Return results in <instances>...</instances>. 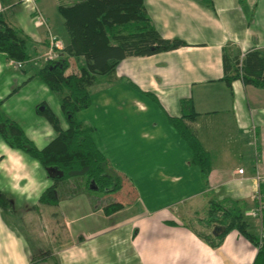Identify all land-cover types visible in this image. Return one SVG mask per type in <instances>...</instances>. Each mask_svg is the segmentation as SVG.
Wrapping results in <instances>:
<instances>
[{
	"label": "crops",
	"instance_id": "obj_1",
	"mask_svg": "<svg viewBox=\"0 0 264 264\" xmlns=\"http://www.w3.org/2000/svg\"><path fill=\"white\" fill-rule=\"evenodd\" d=\"M25 1L0 0V12L6 21L22 31L32 53H36L20 63L0 52L1 109L8 117L14 112L12 119L22 123L26 135L42 147L56 135L50 122L35 112L39 102L50 105L48 97L53 96L43 94L49 89L35 75L43 65L48 39L46 32L31 19V3L22 6ZM212 2L211 7L201 0H144L147 14L160 35L181 38L186 45L152 55L126 57L120 60L111 76L103 75L106 90L114 88L118 96L114 101L108 93L101 96L103 129L113 132L117 139L138 141L134 151L140 147L141 153L149 156L147 165H151L139 164L142 173L136 180L137 201L132 213L123 216V206L112 214H105L103 207L107 204L95 206L92 197L87 196L83 179L60 181L56 189L69 188V192L67 196L57 197L56 204L38 202L51 180L37 160L9 147L0 137V190L8 195L15 208L24 209L26 203L33 205L32 210H23L25 213L18 218L24 216L41 223L40 230H56L53 243L49 239L44 243L49 248L44 251L43 259L38 256L37 262H31L19 236L9 227V219L15 216L4 214L0 209V264H235L237 257L240 264L247 260L250 264L253 262L256 248L235 230L229 233L236 234L241 254L235 246L226 247L225 238L229 233L220 246L212 248L194 233L195 227L182 222L175 224L170 213H137L143 212L142 196L146 194L149 204L154 206L172 205L174 199L182 197L188 202L182 214L191 211L192 222L201 224L205 215L200 218L196 206L200 204L206 213L209 199L243 200L245 210H250L257 189L264 197V163L253 164V154L247 153L244 147L249 140L259 149L258 156L264 158V88L245 84L240 78L232 80L230 85L224 81L237 57L250 50L264 54V0ZM36 3L39 5V0ZM16 5L21 7L8 16L6 11ZM49 13L51 27L64 45L62 18ZM226 63L230 64L229 69ZM133 90L157 102L164 114V126L157 125L155 116L143 119L135 116L134 112L146 114L148 107L135 98ZM189 98L196 112L189 124L210 156L207 182L202 179L198 165L196 168L191 161L189 149L166 119L167 115L180 116L181 100ZM60 100L57 95V108ZM119 103L128 108L131 119H125L124 107ZM157 139L177 141V144L159 148H144L141 144ZM102 140H107L104 135ZM178 140L185 147L178 146ZM163 153L174 160H166L160 168L152 166L153 156ZM191 164L193 168H189ZM152 172L156 173L154 183ZM257 175L263 177L259 183ZM155 181H168L170 186L163 188L159 183L157 187ZM245 218L250 232L259 235L260 221Z\"/></svg>",
	"mask_w": 264,
	"mask_h": 264
},
{
	"label": "trees",
	"instance_id": "obj_2",
	"mask_svg": "<svg viewBox=\"0 0 264 264\" xmlns=\"http://www.w3.org/2000/svg\"><path fill=\"white\" fill-rule=\"evenodd\" d=\"M201 1L213 6L212 0ZM56 10L62 18L66 42L58 49L57 58L42 60L43 65L35 75L50 91L61 93L60 109L65 114L66 126H61L46 101L39 102L36 114L47 118L56 135L38 147L16 120L4 115L0 100V137L9 147L37 160L51 180L38 198L43 204H56L55 190L59 182L73 177H82L85 187L103 192L121 187L120 176L93 137L94 128L82 124L76 116L91 104L88 86L101 75L111 76L120 60L126 57L152 55L186 45L181 38L160 35L147 14L144 0H77L58 4ZM27 43L22 31L10 25L0 12V52L16 62H26L30 58ZM227 68L230 64L226 63ZM238 78L245 84L264 88V54L250 50L237 57L224 81L230 85ZM195 116L189 98L181 100L180 116L167 115L166 119L189 149L191 161L198 165L202 179L207 182L210 156L189 124ZM123 206L120 201L111 202L103 207V212L112 214ZM245 208L243 200L209 199L206 215L199 222L207 228L217 225L221 229L210 233L195 227L193 231L210 247L216 248L230 231L235 230L256 248L251 264H264V237L250 232ZM0 209L4 214L15 211L10 198L1 190ZM38 256L43 259L42 255ZM38 256H30V261L37 262Z\"/></svg>",
	"mask_w": 264,
	"mask_h": 264
},
{
	"label": "rangeland",
	"instance_id": "obj_3",
	"mask_svg": "<svg viewBox=\"0 0 264 264\" xmlns=\"http://www.w3.org/2000/svg\"><path fill=\"white\" fill-rule=\"evenodd\" d=\"M26 1L22 4V6L29 3V2L31 3V6H32L31 19L34 21L35 26L42 28L46 32V35H47V32L50 31L52 34H54L56 36L57 39H59L58 35L54 32V29L51 27V24H50V21L48 18L49 17L48 13L51 12L54 15H59L56 11V4L66 5V4H71L77 0H39V5H38V3H36V0H34L35 1L34 5L31 1H29V0H26ZM4 2H7V0H4ZM34 6H36L45 17H47V25L45 24V26H43L36 20L35 12H34ZM20 7H21L20 5H16V7H14L13 9L6 11V14L8 16H10L14 10H16ZM42 7L45 8L46 12L42 9ZM59 17H60V15H59ZM56 25L58 28L59 25L56 23V20H55V27H56ZM47 39H48V35H47ZM61 45H62V43H61ZM27 51L31 55L36 54L35 52L32 53L29 45H27ZM56 52L57 53H56L55 58H57L59 56V51L57 50ZM105 78H106V76L101 75L100 77L97 78L96 82H94L92 85L88 86V89H89L91 97H92V104L88 108L78 111L76 113V116H77L78 120H80L82 122V124H85L87 126H91L94 128L93 136L96 139L97 144L100 146V148H102L103 152L107 155V158L109 159L110 164L112 165L113 169L120 176L122 185L118 190L111 191V192H103V191H99V190H94L92 187H89V188L86 187V190L88 192L87 196L92 197L93 203L94 204L96 203L95 206H99L100 204H109V203L115 202V201L123 202L125 207L121 211V214L123 216H127L129 213H132V211H135V209H136L135 203L137 201V196H136L135 192H138V189L136 188L137 187L136 184H138V182L136 180L139 179V174L142 171V170H140L141 167L139 166V164H140V162H142L145 165L149 164L148 163L149 156L145 157L141 153L140 147L138 148L137 151H134V147H135L136 143H138V141H133L130 139H128V140L117 139L116 136H114L115 134H113V132H111V131L107 132V130L103 129L102 119H101V108L99 106L101 96L108 93L110 98L112 99V101L116 100V98L118 97L117 94L114 93L115 92L114 88L110 89L109 91L106 90V82L104 80ZM110 85H112V83H110L108 86H110ZM49 92H46L43 94L53 95L51 98L48 97L49 98L48 102L50 103L49 106L53 110V112L56 114V116L58 117L61 126L65 127L66 121H67L65 118V114L62 110H59L60 108H57L58 107L57 95H59L61 97V93L52 92L50 90H49ZM133 92L135 94V98H138L142 103H144L148 107V112L146 114H143V113L136 114L137 112H134L135 116H141L140 119H143L146 116L147 117L151 116V118H153L152 116H155V121L158 122L157 125H160L162 123V119H164V117H163L164 114L162 112V109L157 105V102H155L153 99H151V97L149 95H145L142 92H137L135 90H133ZM10 104L11 103H8V105H10ZM119 104L122 105L121 103H119ZM10 113L12 114L11 115L12 117L10 116L9 118H15V117H13L14 112H10ZM123 114L125 115V119H131L132 118L130 116V113H129L127 107L123 108ZM42 118L47 119L45 116H42ZM14 120H16V119H14ZM20 124H22V123H20ZM160 126H164V123H162ZM107 133L108 134L111 133L110 136ZM102 135H104V138L107 139L106 141L102 140ZM245 139H247V136H245ZM160 140L161 139H157V141H151V142L146 141V142H142L141 144L144 148L155 147V146L157 148H159V147H163V146L164 147L172 146V144H173V146H175L177 144V141H171V140L160 141ZM178 141H179L178 146L185 147L181 140H178ZM168 142H170V143H168ZM244 147H245V150L247 153L253 154V164L258 165L259 163H261V164L264 163L263 156L262 157H260V155L258 156V150L259 149L258 148L256 149V146L254 144L253 145L250 144L249 140H246V142L244 143ZM153 157H154V160L152 162V166H155V168H160L161 166H163V164L166 160H170V159L174 160V157L173 158L169 157V156L165 155V153H163L161 155H156ZM147 166H151V165H147ZM194 166L197 168L196 164ZM189 168H193V165L192 164L189 165ZM151 176H152L151 179H153L152 182L154 183V180L156 178V173L152 172ZM80 179H83V178L82 177H74V178L66 179L64 181L73 182L75 180H80ZM159 183H161V186L163 188L165 186H167V187L170 186V182H168V181H166V182L165 181H155V186L159 187ZM62 186H64V183L62 184ZM55 191H56L55 196L57 199V197L59 198V196H62V194H64L63 196H67V192H69V188L64 189L63 187H61L59 189H56ZM195 199H197V198H195ZM183 200L184 199L182 197H177V199H174V201L171 203L172 205L167 203L164 205L154 206L152 204H149L148 194H146L145 197L142 196V202L145 201L143 204L144 205L143 212L139 213V211H137V213L143 214L146 212V214L156 213L158 215L170 213L171 218L175 220V224L182 222L183 225H190V226L196 227L198 229H201L202 231H206V232H210V233H214V232L218 231L219 229H221V227L217 226V225H214L211 228H207V227L203 226V224H199L198 222H195V220L193 223L192 222L193 216L191 215L192 214L191 211L190 212L188 211V213H185L186 212L185 211L184 212L185 215L182 214V212L184 211V208L187 207V204H188V202H185ZM11 203H12V201H11ZM12 206H13V209L15 210L13 213V216H15V217L9 219V220H11V222L10 221L8 222L9 227L12 229V231L14 233H16L19 236L25 254H27L28 256H38L40 254L43 256L46 248H49V247H45L46 245L44 243L46 241H48V239H49L51 244L53 243L52 242L53 234H54L53 232H55L56 230L49 229L47 231L45 229H41L42 231H44L46 233L44 234L42 232L43 234H40L41 230L38 228H39V226H40V228H42L41 223H36L35 220L27 219L24 216H22L21 218H18L19 214L25 213V212H23V210L24 211L25 210H29V211L32 210L31 209L33 207L32 204L26 203V205L24 206V209L22 207H19V209H18L17 206L15 208V205H13V203H12ZM196 207L198 208V209L196 208V210H198V212L197 211H194V212H197L200 215V218L203 217L204 215H206V213H204L202 211V209H201L202 206L200 204H198V206H196ZM16 213L18 214L17 216H16ZM263 216H264V211H263ZM146 217H148V215ZM249 217H252V216H249ZM259 229H260V227H259ZM235 235L236 234H234V232L229 233L227 235V237L225 238V240H226L225 245H226V247L228 245L235 246V250L237 249L238 253H239L240 252L239 251L240 246L238 243L239 241L235 240ZM46 237H48L47 240H46ZM239 254H241V252ZM235 264H240L239 263V257H237V262ZM244 264H250V263L247 260Z\"/></svg>",
	"mask_w": 264,
	"mask_h": 264
},
{
	"label": "built area",
	"instance_id": "obj_4",
	"mask_svg": "<svg viewBox=\"0 0 264 264\" xmlns=\"http://www.w3.org/2000/svg\"><path fill=\"white\" fill-rule=\"evenodd\" d=\"M29 1H31L33 5L35 4L34 0H29ZM34 12H35L36 20L43 26H45V24L47 25V17H45L36 6H34ZM47 35H48V46L46 53L42 58L44 62L54 59L56 57V53H57L56 51L62 47L60 40L57 39L54 34H52L49 31L47 32ZM256 180L259 183V181L263 180V177L257 175ZM253 200H254L253 208L247 210L245 212V215L255 217L260 221L259 236L261 238L264 237V223H263L264 197L262 193L259 191V189H257L256 192L254 193Z\"/></svg>",
	"mask_w": 264,
	"mask_h": 264
}]
</instances>
